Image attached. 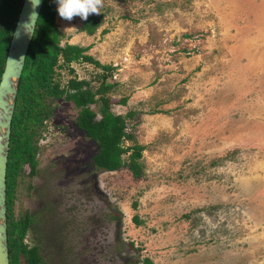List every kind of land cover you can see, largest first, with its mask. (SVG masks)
Instances as JSON below:
<instances>
[{
	"label": "rangeland",
	"instance_id": "374dc122",
	"mask_svg": "<svg viewBox=\"0 0 264 264\" xmlns=\"http://www.w3.org/2000/svg\"><path fill=\"white\" fill-rule=\"evenodd\" d=\"M100 13L88 34L80 17L62 19L56 3L60 45L87 46L112 68L59 58L53 80L110 84L112 111L133 112L125 130L144 146L141 174L92 172L95 146L73 121L78 109L44 98L50 113L36 127L37 166L15 178L12 214L45 201L57 219L29 228L24 241L39 242L52 261L62 254L58 216L80 226L116 208L120 218L101 229L99 252L90 230L76 229L88 240L70 242L80 251L72 249L73 262L78 253L85 264H264V0H103ZM60 227L59 243L48 241V229Z\"/></svg>",
	"mask_w": 264,
	"mask_h": 264
},
{
	"label": "trees",
	"instance_id": "16d2710c",
	"mask_svg": "<svg viewBox=\"0 0 264 264\" xmlns=\"http://www.w3.org/2000/svg\"><path fill=\"white\" fill-rule=\"evenodd\" d=\"M21 2L22 0H0V76ZM56 3L57 0H43L18 82L15 108L11 119L5 174L9 264H76L73 262L72 257V255H75L72 254L74 245L70 242L88 240L86 233L81 234L77 230L86 231L88 228L91 235L93 234V237H96L94 242L98 247L94 250L99 252L103 248V239L101 240L100 237L101 229L104 226L106 227V223L117 225L116 221L120 218V212L116 208L100 213L102 221H98L95 214L88 215V221L80 226L79 223L74 222L75 219L65 221L58 216V219H62V254L52 261L46 259L39 242H32L28 245L24 241L29 228H34L40 223H42V226L53 224V220L57 219L56 216L53 217L52 214L46 213L48 209L52 208V205L45 203V201L35 210L24 208L18 217H14L12 214L15 178L18 173L23 171V166L27 165L30 174L35 172L37 166V140L34 138L37 134L36 127L41 125L44 118L50 113V108L45 105L44 98L62 97L71 101L78 109L73 121L95 146V150L87 163L92 172L99 170L111 171L120 167H127L132 175L137 177L141 174L139 159L144 146L134 142L132 134L125 130L126 120L133 116V112L129 110L121 114L112 111L110 98L106 95L110 84L105 85L101 82L99 87L92 89L87 85L86 80L76 77L69 78L63 86L53 80L54 67L57 65L59 58L65 64L77 60L93 62L107 72L112 68L94 60L90 54L84 53L87 46L82 47L70 43L60 45L61 32L57 30L54 24ZM102 17V13L89 15L88 19L82 22L80 29L88 34L94 33ZM105 77L106 75H103V79ZM22 97L23 99H21ZM97 101L101 102L98 112L91 108V105ZM124 102L125 98H122L121 103ZM98 113L100 114L99 117L97 116ZM17 125L22 128L20 133L16 130ZM126 140L133 142L125 144ZM31 188L32 184L28 183L27 190ZM132 220L136 223L140 222L135 215ZM44 228H46L45 225ZM60 229L61 227L49 228L50 234L56 232L57 236L54 237L53 234H49L48 239H52L48 241L58 244L59 239H61ZM72 230H76L74 236L71 234ZM108 241H110V238ZM81 246L79 245V247ZM74 250L80 252L78 249L74 248ZM80 255L77 253L74 258H79L78 261L80 262L78 264H85L83 263V257ZM132 263L152 264V260L148 257L136 258Z\"/></svg>",
	"mask_w": 264,
	"mask_h": 264
},
{
	"label": "water",
	"instance_id": "95a60500",
	"mask_svg": "<svg viewBox=\"0 0 264 264\" xmlns=\"http://www.w3.org/2000/svg\"><path fill=\"white\" fill-rule=\"evenodd\" d=\"M43 0L33 7L31 0H22L6 52L3 71L0 76V264H9L6 232V166L9 149L11 119L14 110L18 82L25 56L32 39V31H26L24 24L29 16L40 13ZM37 18L35 19L36 25ZM35 30V29H34Z\"/></svg>",
	"mask_w": 264,
	"mask_h": 264
},
{
	"label": "clouds",
	"instance_id": "9594fccd",
	"mask_svg": "<svg viewBox=\"0 0 264 264\" xmlns=\"http://www.w3.org/2000/svg\"><path fill=\"white\" fill-rule=\"evenodd\" d=\"M33 7L39 4V0H31ZM103 6V0H57V12L59 16L71 21L74 17H80L81 20H87L89 15L100 14V8ZM38 16L33 13L29 20L24 24L26 31L34 32L35 19Z\"/></svg>",
	"mask_w": 264,
	"mask_h": 264
}]
</instances>
